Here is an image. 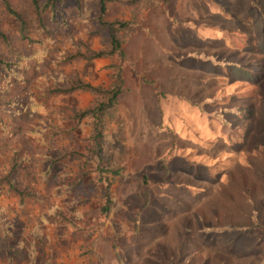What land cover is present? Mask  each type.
I'll use <instances>...</instances> for the list:
<instances>
[{
  "label": "rangeland",
  "instance_id": "obj_1",
  "mask_svg": "<svg viewBox=\"0 0 264 264\" xmlns=\"http://www.w3.org/2000/svg\"><path fill=\"white\" fill-rule=\"evenodd\" d=\"M99 1L84 19L65 0L49 50L0 73V168L16 151L17 185L39 196L0 193V264H264V0H105L104 19L135 26L104 161L73 116L95 95L47 91L109 84L115 57L63 60L103 47ZM0 25L32 52L1 7Z\"/></svg>",
  "mask_w": 264,
  "mask_h": 264
},
{
  "label": "trees",
  "instance_id": "obj_2",
  "mask_svg": "<svg viewBox=\"0 0 264 264\" xmlns=\"http://www.w3.org/2000/svg\"><path fill=\"white\" fill-rule=\"evenodd\" d=\"M65 0H27L25 11L18 10L10 0H0V7L3 9L6 17L11 20L14 33L27 46L31 47L32 52L23 55L15 52L10 42L8 33L0 25V73L10 79L12 76L19 77L15 66L23 64L22 59L37 56L39 52H46L53 42L52 31L50 26L58 22L62 17L61 7ZM76 3V9L79 16L89 19L84 0H73ZM99 12L94 18L96 31L101 35L103 47L97 50L88 48L89 54L86 55L80 51L66 55L63 60H73L83 58L92 60L95 58L115 57L117 62L111 66L110 82L106 87L92 85L89 82L81 80L77 75L69 78L66 86H55L48 89V93H72L78 89H85L95 95L90 106L85 109L77 110L73 116L78 121L83 118L91 120L93 125L92 140L97 147L96 154L101 161L107 158L106 140L108 138L107 121L114 120L117 125L119 134L124 132V122L120 114L118 97L123 91V65L127 60L126 53L123 50V44L128 35L134 31V23L130 20L115 19L108 21L104 19L106 13L105 0L99 1ZM8 56L6 58L5 56ZM104 154V156H103ZM122 157L113 167L107 162L103 171L106 175L117 176L122 169ZM20 165V157L15 151L9 159L8 167L0 168V193L12 192L18 197L19 205L24 203L26 197H35L39 200L37 193H32L27 189L21 188L15 181V175ZM109 199L107 198L102 205L103 213L108 211ZM8 230L5 223L0 220V241L5 240L8 236Z\"/></svg>",
  "mask_w": 264,
  "mask_h": 264
},
{
  "label": "crops",
  "instance_id": "obj_3",
  "mask_svg": "<svg viewBox=\"0 0 264 264\" xmlns=\"http://www.w3.org/2000/svg\"><path fill=\"white\" fill-rule=\"evenodd\" d=\"M132 34V33H131ZM125 43V42H124ZM123 50H124V44H123ZM124 52H125V50H124ZM126 53V52H125ZM126 56H127V53H126ZM128 58V57H127Z\"/></svg>",
  "mask_w": 264,
  "mask_h": 264
}]
</instances>
